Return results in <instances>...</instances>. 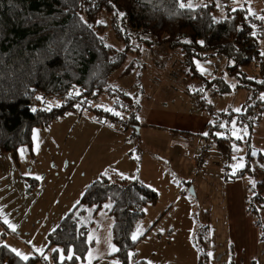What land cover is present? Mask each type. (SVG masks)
Wrapping results in <instances>:
<instances>
[{
	"label": "trees",
	"instance_id": "obj_1",
	"mask_svg": "<svg viewBox=\"0 0 264 264\" xmlns=\"http://www.w3.org/2000/svg\"><path fill=\"white\" fill-rule=\"evenodd\" d=\"M221 1L204 0L188 7V0H0V154H12L17 162L18 150L32 147L35 129L47 128L69 113L79 114L92 100L101 97L111 103L114 112L126 118L127 130L138 128L143 95H129L116 83L114 73L123 69L120 77L129 75L139 66L138 59L145 51L156 65L165 53L167 57L179 52L183 76L189 84L197 81L202 85L203 91H196V96H205L211 87L219 94L233 89L248 92L253 105L239 118L251 130L252 110L262 104L259 95L264 91V62H256L259 40L264 36L257 35V19L252 10L230 7L226 0L224 11L219 6ZM102 14L109 18L111 32L121 49L106 43ZM131 55L135 57L130 60ZM216 57L223 59V66L218 76L211 79L198 64ZM67 95L66 102L48 110L41 108L44 96ZM33 106L40 109L34 110ZM106 115L119 117L111 112ZM215 129L221 128L217 125ZM215 140L217 149H228L224 138ZM239 142L236 139L233 145ZM245 157V167L234 175H226V180L250 177L245 211L262 237L264 171L257 162L264 160V154L256 153L251 146ZM36 185L37 181L32 180L28 191ZM159 199V192L139 179L101 174L47 234L44 253L50 254L52 264H58L59 258L53 249L64 250L65 257L73 255L64 264H85L93 242L88 239L89 228L82 217L89 209L96 214L109 201L111 237L119 251L106 260L116 258L120 264H129L131 254L136 253L157 221L137 240L131 237L145 219L147 207L157 205ZM208 257V249H200L199 264H206ZM48 263L41 255L21 260L10 248L0 246V264ZM134 264L150 263L135 260Z\"/></svg>",
	"mask_w": 264,
	"mask_h": 264
},
{
	"label": "crops",
	"instance_id": "obj_2",
	"mask_svg": "<svg viewBox=\"0 0 264 264\" xmlns=\"http://www.w3.org/2000/svg\"><path fill=\"white\" fill-rule=\"evenodd\" d=\"M223 1L226 2V0ZM227 1L230 7H234V8H239L245 4V0H227ZM203 2L204 0H193L190 4L196 6L198 4H202ZM252 12L255 13L254 16L256 17L257 20L259 19L258 17L264 16V9H262L259 13H257L255 10H252ZM158 56H162V55L158 54ZM162 63H163L162 68H157L156 70V73H158V75L155 77V81H157L160 84V86L163 82V85L159 89L156 88L153 85V79L150 85L152 84L156 88L155 97L160 101L159 103L162 102V104L166 107L170 104L169 106H172L174 108L175 105L173 104L176 103L175 101L178 95H172L176 93L172 92V90L168 86L167 72L168 69L170 68L165 69L166 67H168L167 66L168 63L166 62V60L164 62L162 61ZM137 68H139V66ZM201 69L204 70V67L201 66L200 70ZM205 74L209 76L208 73ZM138 76L139 79L141 80L143 76V71L139 72ZM129 77L130 76H128L127 78L129 79ZM122 80L123 79H121V81ZM179 80L181 82V77L179 78ZM134 84H135L134 81L131 82L126 81L120 86L129 95L133 96V94L136 93V87ZM137 84L141 87V90L138 91V93L142 94L143 91L142 88L143 89L146 88L145 89L146 94L144 97L145 103L143 104L141 103L142 107L138 115V120H139L138 128L137 127L131 128L132 132H130V130H127V128L122 130L119 127L121 130L119 131L122 132L123 135H116V134L113 135L114 141L112 142V144L113 145L118 144L119 146H121V149L118 152L119 155L118 159L113 160L112 154L110 155L106 154L104 157L98 158L96 162L90 161L89 160L90 154L87 155L83 154L76 147V151L72 153V157L70 159L64 158L65 163L72 165V167H75L76 163L78 162H76L74 158H77L78 161L80 159L79 155H81V159H83L84 155H86V161L84 167L89 168L87 170L91 175H89V177H83L82 180H84V183H88V184L91 183L93 180H96L101 174L116 175L127 179H139L142 182H144L146 185L157 190L159 192L160 198H161L162 189L175 187V189L177 190V198L175 202L181 203L183 207H185L184 214L178 216V221H177V225L179 227L178 235L174 237L175 229L172 227H169L165 231L158 233L159 236L166 233V235L170 238L171 245L169 249V254H171V260H168L169 264H199V256H200L199 244L197 245L195 243L194 237L193 240L191 239V236L194 235L193 226H199V224L197 223L198 221L199 222L208 221L207 222L208 224L204 226L202 225V228L204 230L208 229L210 238H212L213 240V243H211L208 249V254L211 255H209L208 262L206 264H216L222 261V252L221 250H219V247L218 249H215L214 239L215 242H217L219 237L222 236V233L225 231H227L226 234L227 237L225 238L228 239L231 245L227 255L228 263L244 264V261H242V259L234 255V250L238 252H245L247 255H253V256L254 254L259 255L258 250L264 247V245L262 244L264 243V238L260 241L261 237H260L259 229L254 224L253 218L250 215H248L245 211V196L248 191V186L251 183L250 177L246 175L242 178L233 181H228L226 180V175H234V171L236 173L237 171L245 167L244 166L243 168H237L234 170V168L230 169L231 167H229V165L237 164L235 161H233L234 157L236 158L243 157L244 159L243 163H245L246 165L245 156L249 147L252 146L254 151H258L264 154V115L261 122L258 125L253 126L252 129L250 130L246 126V124L241 122L239 118V115L246 112L242 110L241 108L242 104L239 106V111H236L231 107L226 108V109H230L233 113L236 114L231 117V120L229 122V128L233 133H235L234 135L235 137L236 135L242 137V139H240L239 145L236 144L233 146L232 156L229 159L227 157L226 158L223 157L222 150L217 149L216 145H209V143H211L213 139L224 138L225 135V132H223L221 129L219 130L221 131L222 135H218L215 132V127L218 125V123L214 118H213V120L215 121L214 124L211 123L206 124L205 122L206 119L204 120L201 115L200 116L189 115L186 112H183L182 114L177 113V116L175 118L170 117L171 113L169 112L166 113L160 112L157 116H152L151 110L153 108V103H156L154 102L155 97L152 98L150 101L146 102L150 96L148 92L149 87L148 85L147 86L143 85L142 82L141 84L139 83ZM152 85L150 89L151 93H152ZM196 91L199 90H194L193 92L189 91L187 93L189 99L192 100L194 99V97H196L195 94ZM208 91L205 94H208ZM140 98L142 99V96ZM245 99H247V97ZM141 102H143V100H141ZM143 109L144 111H148L146 116L143 115ZM73 114H78V113H73ZM179 116L181 119H179ZM65 117L55 121L61 122L63 119H65ZM53 123L54 122H52L49 127L45 128V130H48ZM61 126L64 127L63 125ZM62 127H59L61 130L57 131L55 135H51L53 137H50L49 140H47L46 138H44L43 140H46L47 143L50 144L53 139H56L58 133H60L61 135L67 133L66 131L63 130ZM92 129H94L93 135L92 134L89 135ZM104 130L105 129H102L101 127L94 126L93 128H91L88 126L87 127V134L89 135L88 145H90L91 141L98 135L100 131H101L100 135L103 138L106 135H108L107 130L106 131ZM81 132H82V136L80 138H77L76 140L77 144H81L83 142V131ZM205 133H207V135H205ZM33 137H34V132H33ZM109 141H110V137L107 139L106 142ZM247 142L250 145L247 146L246 144ZM29 149H30V160H37V154H36L37 148H36L35 140L32 141V147ZM235 149H239V151H236ZM89 151H87V153ZM32 152L34 155L33 158H32ZM203 154H206V156L208 154L206 159L207 166H202L197 162V158L202 156ZM58 155H59L58 157H61V154ZM6 156H9V153L6 154ZM20 159L21 156L19 155V151H18L19 165H20ZM41 163H43V161L40 159V164L37 167H29L27 172L29 176H26L27 174L24 176V178L28 177L31 180L37 181V185L35 186L34 190L30 192L31 194L35 191L42 192L40 189L41 188L46 189L47 182H50L51 185H56L57 187L59 181L58 180L59 176L57 173H55V169L58 167L57 163L55 162L54 165L49 168H47V163L45 162L44 164ZM257 165L259 169H262L264 171V160L258 161ZM47 174H50L51 177L48 178ZM78 174L80 177L81 174L85 175L87 174V172L83 168V169H79ZM37 177H39L40 179H37ZM182 183L183 184L187 183V186L194 184L195 193L196 196L198 197V202H199V204L196 205L197 206L196 209H194L195 205L191 203V201H189L190 197H188L184 192L180 191L181 189L180 184ZM196 183L198 184V186ZM82 185H80V194L78 197L79 200L84 191L81 189ZM217 191L220 193L221 199H219L218 203L214 204L213 202L214 196L215 194H217L216 193ZM43 193L45 196V199H43V201L45 203H50L51 200H54L56 198V196L49 195L45 191ZM208 193L209 196L212 198L210 199L211 205L208 209L211 215L210 218L206 220L207 218L203 219L202 216L203 217L205 216L207 207L205 204L203 203L201 204V198L199 197V195L201 194L205 195ZM199 205L203 206L202 211ZM149 207H147V210ZM169 209L170 207L163 212L164 214L161 218H159L160 216L157 218L156 220L157 223L153 226L151 231L157 230L158 228L157 226L160 225L161 222H163L166 218H168L167 216H169L172 210ZM101 210H99L96 214H93V212L89 209L87 214L84 217H82V219L89 214H90L89 216L95 218ZM105 210L109 212L108 209ZM195 212L197 213V220L194 219ZM201 213L203 215H201ZM59 222L60 220H56L53 223V225H48L47 223H45L42 226V228L39 229L37 234L41 233V235H44V238H46L47 237L46 235L51 231H53L57 227ZM91 222L93 223V221ZM18 229H20L19 226L16 227L15 232L11 231L10 229L6 231L7 233L5 237L10 236L11 241L14 243L13 246L9 244L10 242H8V245L10 247L7 244H0V246L5 245L11 250L16 249L15 248L16 243L14 241L15 239L22 238L23 235V232ZM36 235L32 234L31 236L28 237V241H24L25 246L29 244L35 251L36 249L33 247V245L35 244L34 239ZM222 238L225 239L224 237ZM244 239L248 243L247 246H244L243 244L242 240ZM90 241L93 242V245L90 247L88 251L85 264H88L89 259H91V264H97L98 260L100 261L104 260L108 256L114 253L112 252L111 248H109V245H106L105 250L102 249L101 251H98L99 247L97 240L93 239ZM18 251L21 252L22 248L21 250ZM103 251L105 252V254H102ZM89 254H91V256H89ZM137 260H145L149 262L144 257H139ZM149 263L160 264V262L158 261L155 262L151 261Z\"/></svg>",
	"mask_w": 264,
	"mask_h": 264
},
{
	"label": "rangeland",
	"instance_id": "obj_3",
	"mask_svg": "<svg viewBox=\"0 0 264 264\" xmlns=\"http://www.w3.org/2000/svg\"><path fill=\"white\" fill-rule=\"evenodd\" d=\"M193 0H188V3L190 4ZM194 6L193 4H190ZM245 6L248 10H255L257 13H259L262 9H264V0H245ZM100 22L104 25V38L107 44L117 48L121 49L122 45L116 41L114 38L110 25H109V18L102 14L100 16ZM260 47L264 49V38H261L259 40ZM166 55V53H165ZM164 55V56H165ZM170 56L162 57L161 59L156 58L157 60V66L154 61L152 60V55L148 51H145L141 58L138 59L139 62V68L134 69L129 75H126L124 77H120L123 69L120 71H117L114 73V78L116 80V83L118 85H122L126 81H134V85L136 87V93L141 90V87L137 84L143 83V85H148L149 89V98L146 102L150 101L152 98L155 97V91L156 88H160L163 85V82L160 86L157 81H155V77L158 75L156 73L157 68H162L163 63L166 60L168 63V67L165 69H168V86L172 90V92L176 94L172 95H178L176 99V103L173 104L175 107L172 106H164L158 99L155 97L156 103H153L152 108V116H157L160 112L171 113L170 117H176L177 113L182 114L183 112H186L189 115H196V116H202L205 120L206 124H214V120L211 117V115L207 112V110H202L196 107L194 99H189L187 96V93L189 91L193 92L194 90H201V83L197 81H193V83L189 84L186 77L183 76L182 70V60L181 56L179 55V52H172L169 54ZM134 55L130 56V60L133 58ZM219 57L212 58L207 60L206 62L199 63L198 65L204 67L203 73H208L211 70V67L216 62V60ZM168 60V61H167ZM223 66V59L219 63V73L222 70ZM143 71V76L140 79H137V75L139 72ZM128 76L129 79L127 78ZM208 76V75H207ZM181 77V82L179 78ZM209 77V76H208ZM121 79H123L121 81ZM134 79V80H133ZM153 79V85L152 84V93H151V81ZM146 82V83H145ZM180 82V84H179ZM234 85V81L232 82V87ZM182 88V89H181ZM146 89V88H145ZM142 88V99L144 102V97L146 94V90ZM157 89V90H158ZM217 90V89H216ZM135 93V94H136ZM133 94V96L135 95ZM248 92H246L243 89H233L231 92H224V93H217L216 96H212V104L215 107L216 110H223L227 107H231L234 110L239 109V106L245 102V98L247 97ZM59 102V101H56ZM54 101L47 100L43 102V105L41 108L48 110L50 107L57 106V104ZM57 104V105H56ZM99 106V107H98ZM172 107V109H171ZM224 107V108H223ZM105 108L112 109L111 103H109L108 100L105 98L96 99V102L89 103V105L83 109L81 114H69L63 119L61 122H56L52 124V126L45 130L42 128H37L34 130V137L33 140L36 141V148H37V160H30V149L28 147L20 148L19 155L21 156L20 159V165L19 161L17 159V162L14 160L12 154H9V156H6V154H0V244H9L13 246V242L11 241L10 236L5 237L6 231L11 230V228L8 227L7 224L4 223L5 218L8 220L9 224L14 225L15 227L19 226L20 229L23 232L22 238L15 239L16 243V249L21 250V253L27 255L29 258L33 257L34 255H39L40 253L38 251H35L29 244L25 246L24 241H28V237L32 234L36 235L42 226L47 223L48 225H53V223L56 220H62L64 216L76 205V203L79 201L78 197L80 194V185L84 183V180H82L83 177H89V171L87 167L85 166L86 161V155H89L90 161H97L98 158L104 157L106 154L113 155V160L118 159L119 155L118 152L121 149V146L113 145L112 142L114 141L113 135H123L122 132H120V128L116 124V120H120L121 117L118 119H114L110 116H107L106 113H110L107 111H104ZM148 111H144L143 109V115L146 116ZM112 114V113H111ZM179 119L180 116H179ZM63 125L64 127H62ZM104 125V126H102ZM93 128L101 127L102 129L107 130L108 135H106L104 138L100 135L101 131L98 133V135L91 141L90 145H88V137L90 134L93 135L94 129L87 134V127ZM59 127H62L65 133L64 135H61L58 133L56 136V139H53L51 143H47L46 140H43L46 138L49 140L50 137H53L51 135H55L57 131L61 130ZM120 130V131H119ZM83 131V142L81 144H77L76 140L77 138H80L82 136ZM130 132H132V129H130ZM215 132L218 135H222L221 131L218 129H215ZM255 136V135H254ZM110 137V141L106 142L107 139ZM76 147L81 153L86 154L84 155L83 159H80L77 161V158H74V160L78 163H76L75 167H72V165L65 163V159H70L72 157V153L76 151ZM33 149V148H32ZM91 149V150H90ZM29 150V152H28ZM90 150V151H89ZM87 151H89L87 153ZM256 153L258 151H255ZM223 153V151H222ZM8 154V153H7ZM61 154V157H58ZM208 156V154H207ZM206 156V157H207ZM34 157L32 152V158ZM40 159L43 161L44 164L47 163V168L52 167L54 163L56 162L58 167L55 169V173L58 174V184L51 185L50 182H47L46 189L41 188L39 191H35L32 194L28 191L30 187V182L32 181L30 178L24 176L27 174L29 167H37L40 164ZM244 160V159H243ZM233 161H235L237 164L241 163L240 157L233 158ZM243 162V161H242ZM31 164V165H30ZM245 165V163H243ZM233 165H229L231 167L230 169H233ZM85 169L87 174L83 175L81 174L79 177L78 171L79 169ZM206 168V167H205ZM46 172V171H45ZM81 173V172H80ZM26 176H29L28 174ZM54 176V175H52ZM47 177H51L50 174H47ZM79 177V180H78ZM94 182V180L92 181ZM91 182V183H92ZM91 183H84L81 187L82 190H86V188ZM236 183V182H235ZM197 184V183H196ZM198 186V184H197ZM180 191L184 192L188 197H190L191 203H193L194 209L197 208L198 197L193 196L189 189L193 187L195 189L194 184H191L190 186H187V183L180 184ZM59 189V190H58ZM58 190V191H57ZM47 192L49 195L56 196L54 200H51L50 203H45L43 199H45L44 193ZM83 191V193H84ZM82 193V195H83ZM217 194L214 196V204L218 203L220 197V193L217 191ZM81 195V196H82ZM201 198V204H205L207 207V211L205 213V216L202 218H207L208 220L210 218V211H208L211 200L212 199L208 194L205 195H199ZM177 198V190L175 187H169L167 189L161 190V198L159 199V202L155 206H151L148 208L145 219L143 220L142 224L138 229H142V234H138V237L143 235L157 220L161 214L167 208L170 207L171 212L168 218H166L163 222H161L160 225H158L157 230L151 229L147 232L146 237L142 240V242L139 244V246L136 249V253H132L130 257L129 264H134V261L137 260L139 257L146 258L149 262L158 261L160 264H169L168 260H171V254H169L170 249V238L165 234H162L159 236V232L165 231L167 228L172 227L175 229L174 231V237L178 235L179 227L177 225L178 216L184 214L183 205L181 203L175 202ZM107 204V203H106ZM108 204H111L108 202ZM187 207V206H186ZM201 211L203 210V206L199 205ZM169 209V210H170ZM90 213V211H89ZM106 213V214H105ZM90 215V214H89ZM87 215L85 218L82 219V222L88 226L89 228V235L88 237H91L93 239H96L98 242L99 250L102 249L105 250L106 245H113L112 237H111V228H112V217L109 215V212H107L104 208L98 213V215L93 218L91 216ZM201 215H203L201 213ZM194 219L197 220V213H194ZM90 220V221H88ZM93 221V223L91 222ZM208 221H201L197 222L199 226H193V232L194 235L191 236V239L198 245L199 248L202 250L209 249V246L211 243H213L212 238H210V234L208 233V229L204 230L202 228V225H207ZM181 223V220H180ZM12 231V230H11ZM11 233V232H10ZM137 233V231H136ZM227 231L222 233V236L219 237L217 242H215L214 239V245L215 249L221 250L222 252V261L216 264H230L227 261V255L228 250L230 249L231 245L228 241L226 236ZM47 236V235H46ZM224 237L225 239H223ZM47 238V237H46ZM44 238V235H41V233L37 234L34 242L35 244L33 247L35 249H42L43 252H45V248L47 245V239ZM264 238V235L260 238V241ZM244 246H247L246 240H242ZM218 244V245H217ZM264 245V243H262ZM9 246V245H8ZM10 247V246H9ZM21 247V248H20ZM20 248V249H19ZM110 248V246H109ZM160 248V249H159ZM36 252V253H34ZM51 252V251H50ZM258 254L253 255H247L245 252H238L234 250V255L242 259L244 261V264H264V247L260 248L258 250ZM102 254H105L103 251ZM239 254V255H238ZM46 255L49 257L48 264H52V260L49 253H46ZM98 255V254H97ZM103 259V258H102ZM173 260V259H172ZM97 264H120V262L116 258H110L108 261L106 259L99 260ZM232 264V263H231Z\"/></svg>",
	"mask_w": 264,
	"mask_h": 264
},
{
	"label": "built area",
	"instance_id": "obj_4",
	"mask_svg": "<svg viewBox=\"0 0 264 264\" xmlns=\"http://www.w3.org/2000/svg\"><path fill=\"white\" fill-rule=\"evenodd\" d=\"M221 8V10H224L226 6H228L226 4L225 1H221L220 5H219ZM225 11V10H224ZM232 11V10H230ZM264 17V16H263ZM257 25H258V34L257 35H260V36H264V20H257ZM259 50H260V54L257 58V63L259 62H264V55H261V53H264V49H262L260 47V44H259ZM222 58L219 57L216 62L213 64V66L211 67V70L208 72L209 74V77L211 79H214L218 76L219 74V63L221 62ZM158 83V82H157ZM217 94V90L216 88L214 87H211L208 91V94H206L205 96H197L194 101H195V104H196V107L199 108V109H204V110H207V112L211 115L212 118H214L217 122H218V126L221 128V129H224L226 130L225 131V135H224V139L226 140V145H228V149L223 151L222 155L223 157H227V158H231L232 156V148H233V143L235 142L236 138L234 136V133L231 131V129L229 128V122L231 120V115H232V111L230 109H223V110H216L215 107L213 106L212 104V101L214 99V97L216 96ZM215 95L212 99V96ZM259 98L262 102L261 105H258L256 106L253 110H252V114L250 116V119H249V123L252 125V126H255V125H258L262 118H263V115H264V91L260 93L259 95ZM47 100H51V101H59V102H56L57 104H61L63 101H67L68 100V95L65 96L64 98H61V97H46L44 96L43 97V102L44 101H47ZM92 102H96V100H92ZM56 104V105H57ZM253 105V101H252V98L251 96L248 94L247 96V99H245V102L242 104L241 108L243 111H247L248 108L250 106ZM33 109L36 110V109H40V107H35L33 106ZM121 117L120 120H116V124L118 125V127H120L122 130H124L127 126V122H126V118L124 116H119ZM118 117V118H119ZM117 118V119H118ZM221 125H223V127H221ZM217 144V141L215 139H213L211 141V143H209V145H216ZM207 157H206V154H203L202 156L198 157L197 158V162L199 164H201L202 166H207Z\"/></svg>",
	"mask_w": 264,
	"mask_h": 264
},
{
	"label": "snow or ice",
	"instance_id": "obj_5",
	"mask_svg": "<svg viewBox=\"0 0 264 264\" xmlns=\"http://www.w3.org/2000/svg\"><path fill=\"white\" fill-rule=\"evenodd\" d=\"M180 6L183 8L185 5H184L183 3H181ZM188 7H192V5L189 4ZM236 10H237V9H233V11H236ZM250 11H251V10L249 9V12H250ZM253 15H254V13H253ZM258 18L261 19V20H264V17H258ZM201 43H202V42H201ZM261 55H264V53H261ZM201 71L203 72V69H201ZM201 91H203V89H201ZM76 95H79V93L77 92ZM38 99H39V98H38ZM77 107H79V105H77ZM98 107H99V106H98ZM104 111L111 112L112 115H114V116H120V115H121L119 112H114V111H113L112 109H110V108H105ZM236 111H239V109H237ZM221 127H223V125H221ZM205 135H207V133H205ZM234 135H235V133H234ZM235 138L238 139V140H239V139H242V137H240L239 135H236ZM235 150H236V151H239V149H235ZM137 159H139V158H137ZM240 160H241V163H238V164H236V165L233 166L234 170L237 169V168H243V167L245 166V165L243 164V162H242V161H243V157H241ZM234 174H235V171H234ZM121 175H122V174H121ZM37 179H40V178L37 177ZM253 186H255V185L253 184ZM153 191H155V189H153ZM103 208H104V209H108V210H110V209H111V205H110V204H105V205H103ZM105 214H106V213H105ZM4 223L7 224L8 227L11 228V230H12L13 232L16 231V227H15L14 225L9 224V222H8V220H7L6 218H5V220H4ZM138 234H142V229H137V233H134V234L132 235L131 238H132L133 241H135V240L138 239ZM91 239H92V238L89 237V240H91ZM109 246H110L112 252H118V251H119V249L116 248L115 246H113V245H111V244H110ZM12 251L15 252L16 255L19 256V257L21 258V260L27 261V260L29 259V257H28L27 255H25V254L19 252V251L16 250V249H12ZM36 251H38V252L40 253L41 257H42L44 260H48V259H49V257L43 252L42 249H36ZM52 251L59 253L58 264H64V260H65V259H67V260H72V259H73V255H72L71 253L68 254L67 257H65V255H64V250H62V249H53ZM209 255H211V254H209ZM89 256H91V254H89ZM76 259H79V257H76ZM88 264H91V259H89Z\"/></svg>",
	"mask_w": 264,
	"mask_h": 264
},
{
	"label": "water",
	"instance_id": "obj_6",
	"mask_svg": "<svg viewBox=\"0 0 264 264\" xmlns=\"http://www.w3.org/2000/svg\"><path fill=\"white\" fill-rule=\"evenodd\" d=\"M189 192H190L193 196H196L195 189H193V187H191V188L189 189Z\"/></svg>",
	"mask_w": 264,
	"mask_h": 264
}]
</instances>
